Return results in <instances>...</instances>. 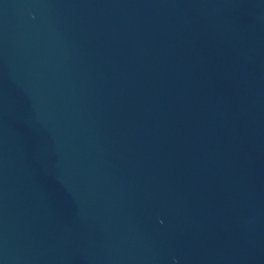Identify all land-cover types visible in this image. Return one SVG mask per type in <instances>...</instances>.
I'll use <instances>...</instances> for the list:
<instances>
[{
	"label": "water",
	"instance_id": "95a60500",
	"mask_svg": "<svg viewBox=\"0 0 264 264\" xmlns=\"http://www.w3.org/2000/svg\"><path fill=\"white\" fill-rule=\"evenodd\" d=\"M0 264H264V0H0Z\"/></svg>",
	"mask_w": 264,
	"mask_h": 264
}]
</instances>
